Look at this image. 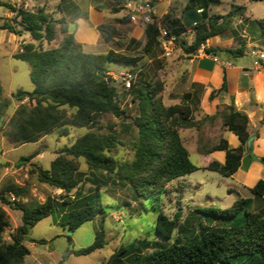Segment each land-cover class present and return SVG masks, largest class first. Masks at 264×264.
<instances>
[{
  "label": "trees",
  "instance_id": "trees-1",
  "mask_svg": "<svg viewBox=\"0 0 264 264\" xmlns=\"http://www.w3.org/2000/svg\"><path fill=\"white\" fill-rule=\"evenodd\" d=\"M216 1L199 0L204 6ZM0 3H4L15 12L14 20L23 29L28 30L34 40L22 43L21 49L12 55L29 65V77L33 88L29 91L18 88L12 95L20 101L26 97L28 101L19 103L7 121L9 129L6 136L10 143L35 142L66 123L90 128L104 113H110L115 117L122 115L123 110L117 100L115 84L106 83L103 76L108 71V62L129 64L135 61L134 58L114 50L107 53L84 52L80 44L74 40L72 33L67 31V21L63 17L54 18L43 8L29 10L21 6L15 8L2 1ZM58 8L62 10L61 3H58ZM234 12L235 9L226 14H213L196 23L189 43L181 36L184 28L178 20H170L166 32L174 37L175 44L185 53H194L206 39L229 28ZM255 22L260 32L264 34V15ZM2 27L17 34L21 31L12 29L6 23ZM56 27L64 32L61 42L54 47H41L43 40L50 42L54 38ZM99 29L107 32L110 37L116 35L112 25H100ZM144 33L143 50L149 52L160 43L159 33L153 23L145 26ZM243 47L242 41L236 48L223 51L242 55ZM204 51L214 53L217 49L205 47ZM133 86L132 83L128 89L133 91L132 100L137 104V114L132 118L136 135L132 143L134 157L131 161L119 163L108 154L119 142L115 131L106 133L87 131L70 145L57 150L49 168L38 170L39 181L63 192L60 198L48 196L43 202L25 203L18 197L27 194L26 187L8 183L0 190V202L21 212V223L10 235L11 242L4 243L1 232L8 225V221L0 205V264H22L24 257L29 253L23 241L30 228L55 210H60L64 215L63 225L68 231L66 237L70 245L56 264H63L64 257L69 254H88L104 246L106 241L103 228L95 231L93 241L87 246L81 248L72 246V232L82 222L91 220L98 214L102 217L105 214L94 193L98 192L103 183L86 177L90 183L87 193H82L78 189L80 182L84 180L80 177L79 157H82L93 170L117 175L123 182L129 184L136 196L148 199L156 213V233L164 238L171 237L181 212L176 210L172 217L163 212L165 185L200 168L191 162L178 128L170 122L174 115L185 119L190 109L176 104L165 106L157 95L156 86L152 83L144 82L140 86ZM61 106L74 108V111L66 116ZM216 116L220 117L223 126L238 136L240 145L230 148L224 139H220L209 150H225L224 162L211 161L204 168L228 176L238 167L245 148H250L246 146L249 137L248 117L233 104L227 105L210 118ZM66 133V127L59 131V134ZM259 160L264 162V155L259 157ZM73 189L74 195L70 198L67 194ZM250 190L254 196L262 198L264 179H259ZM8 194L13 199L8 198L6 196ZM189 217L195 221L191 224L195 230L190 237L191 242L174 241L152 248L144 254L140 252L144 264H264V214L251 210L249 198L236 195L232 204L227 207H197L189 212ZM188 220L184 218L182 224L187 225ZM147 247L148 244L144 246ZM126 253V247L119 245L107 257L106 264H130L125 260Z\"/></svg>",
  "mask_w": 264,
  "mask_h": 264
},
{
  "label": "rangeland",
  "instance_id": "rangeland-1",
  "mask_svg": "<svg viewBox=\"0 0 264 264\" xmlns=\"http://www.w3.org/2000/svg\"><path fill=\"white\" fill-rule=\"evenodd\" d=\"M8 3L10 0H0ZM40 1V0H39ZM42 8L50 13L54 18H59L57 3L59 0H41ZM61 1V0H60ZM76 1V0H73ZM71 0H62L61 8L65 10V15H73L79 8L74 7ZM87 2V0H84ZM224 1V0H223ZM239 4L246 5L250 11L251 18L262 16L264 1L258 0H237ZM24 2H19L18 6L24 8ZM35 0H28L27 8L37 9ZM9 9L4 3H0V21L4 18ZM69 15V16H70ZM240 11L231 17L230 26L224 30L222 35H234V39H249L257 43L256 35L264 37L263 33L255 32L251 23L245 26L246 20L238 22ZM13 16L12 19H14ZM164 22V23H163ZM162 25L166 27L167 21L163 20ZM14 22L9 19L7 25L11 27ZM246 28L245 38L241 37L242 29ZM64 32L56 27L54 38L50 42L43 40L41 47L48 48L57 46ZM239 35V36H238ZM20 36L30 39L29 31L23 29ZM181 36L189 43L192 40L187 35ZM238 36V37H236ZM160 41V40H159ZM258 44V43H257ZM9 44L0 45V106L2 118L0 119V190L8 183L26 187L27 194L18 197L23 202L39 201L43 202L48 196L60 198L63 192L45 182L39 181L37 173L40 168H49L50 161L56 156L57 150L63 146L70 145L78 136L87 131L106 133L115 131L118 135V143L108 152L119 163L129 162L134 157L133 141L136 129L132 124V118L137 114V104L132 100L133 91L124 88L122 79L118 76L114 82L117 89V100L123 113L120 117H115L110 113L102 114L93 127H76L68 123L59 126L51 132L41 136L38 141L26 142L22 144L10 143L6 136L9 129L7 121L19 103H27L24 97L21 101L12 95L18 88L30 90L32 82L29 77V65L20 59L8 56ZM173 48L170 56H165L161 45L154 46L153 53L157 56L152 63L145 65L146 57L142 51L138 50L129 56L135 59L134 63L108 62V71L116 75L121 72L126 73L125 77L131 79L133 87L140 86L144 82L152 83L157 88V95L165 105H182L190 109L189 115L182 119L179 115H174L170 121L178 128L181 140L188 147L189 158L192 163L200 165V155L191 148L192 142H197V147H211L220 140L223 124L219 116L210 118L194 104H188L182 97L183 89L180 86L179 68L175 64L176 60L182 57ZM249 48V47H248ZM247 48V50H249ZM264 49V47H262ZM243 61L248 62L250 57L247 53L240 56ZM107 71V72H108ZM69 116L74 108L61 106ZM62 127H66V134H59ZM42 154L36 156V152ZM33 155V156H31ZM80 177L84 180L80 182L78 189L82 193H87L90 183L86 177L99 181L102 184L100 189L95 191V196L104 210V216L98 214L91 220L82 222L72 232V246L81 248L90 244L95 235V231L103 228L105 244L102 248L88 254H69L64 257L63 264H106L107 257L119 246L123 245L127 249L125 260L130 264H144L142 254L151 251L152 248L170 244L174 241L179 243L191 242L190 237L194 234L193 225L195 221L189 217L188 213L201 206L225 207L228 203L226 178L220 176L223 181L217 179L218 173L212 170L198 168L190 173L182 175L169 181L165 185L166 192L163 195V212L172 217L176 210L181 212V217L170 238H164L155 231L156 213L152 210L148 199L136 196L132 188L123 182L115 174H107L93 170L86 164L82 157L78 158ZM70 198L74 195V189L67 194ZM13 199L10 194L6 195ZM210 198V199H209ZM8 225L1 232L4 243L11 242V234L21 223V212L1 203ZM199 214L198 212H195ZM191 219L186 224H182L183 218ZM64 215L60 210H55L51 214L38 220L29 230L26 239L23 241L28 247L29 253L24 257L22 264H56L63 256L65 249L70 246L67 240V229L63 225ZM189 222V223H188ZM193 229V230H192ZM189 238V239H188ZM148 244L147 248L144 246ZM243 264V263H239Z\"/></svg>",
  "mask_w": 264,
  "mask_h": 264
},
{
  "label": "crops",
  "instance_id": "crops-1",
  "mask_svg": "<svg viewBox=\"0 0 264 264\" xmlns=\"http://www.w3.org/2000/svg\"><path fill=\"white\" fill-rule=\"evenodd\" d=\"M35 1L38 4L37 9L42 8L43 1ZM61 1L59 0L58 3ZM124 1L87 0L85 2L84 0H76L73 3L75 8H79L77 13L65 15V10L58 8L57 16L63 17L67 21V31L69 24H73L71 33L84 52L107 53L109 50H114L123 55L131 56L135 51L141 50L143 56L146 57L145 65H148L157 58L153 53L154 47L151 51L144 52V28L128 21L127 18H123L119 14L118 8ZM19 2H24V8L28 9V0H10L8 3L17 8ZM152 2L153 15L156 21L162 24L163 20L167 22L173 19L178 20L184 28L182 35L188 34V38L192 37L193 26L196 23L213 14H226L233 9L236 13L240 11L241 16L238 22L247 19L245 26L251 23L258 34L260 30L255 20L264 15L263 8L262 16L251 18L246 5L239 4L237 0H217L207 6H204L199 0H153ZM238 6L240 8H237ZM13 16H15V12L7 9L4 18L0 21V45L9 44L8 56L10 57H13L12 55L21 49L22 43L34 42L31 36L30 39H25L20 34L2 27L11 19L14 22L12 29L21 30V33L23 28L12 19ZM104 24L112 25L116 30V35L110 37L107 32L100 30L99 26ZM240 35L244 38L247 36L246 28L242 29ZM256 38L258 44L249 39L246 41L245 39L236 40L234 35L216 34L206 39L205 43L194 53H185L177 46L175 49L178 55L182 54V57L177 59L175 64L180 69V77L177 80L183 89L181 94L183 99L190 105H196L204 116L211 117L229 104H233L237 110L247 115V130L249 136H253L250 148H245L240 157L239 165L233 173L224 176L217 171L215 172L219 174L218 180L223 181L220 176L226 178L224 182L229 196L228 203L233 201L236 195L249 198L251 210L264 214V194L262 198H259L254 196L250 190L259 179H264V162L259 160V157L264 155V67H254L250 56L251 50L263 49L264 37L256 35ZM242 41L244 42L243 54L247 53L250 57L248 62L243 61L239 54L223 51V49L236 48ZM205 47L217 49L216 52H211L217 57V60L202 53ZM224 62H228V64L226 65ZM220 139H224L230 148L240 145L238 136L225 126L221 130ZM183 144L188 151V146ZM191 148L200 155L201 162L198 166L200 168L206 169L204 167L211 161L223 163L225 160V150H209L210 147H197L196 139L192 142ZM34 152H36V156L42 154L37 150Z\"/></svg>",
  "mask_w": 264,
  "mask_h": 264
},
{
  "label": "built area",
  "instance_id": "built-area-1",
  "mask_svg": "<svg viewBox=\"0 0 264 264\" xmlns=\"http://www.w3.org/2000/svg\"><path fill=\"white\" fill-rule=\"evenodd\" d=\"M198 10L200 11L201 9ZM118 12L121 17L127 18L128 21L136 23L142 28H145V26L149 23L155 24L159 33V40L163 49V53L165 56H170L173 48L175 47L174 37L172 35H168L166 32V27L156 21L154 18L151 0H125L119 6ZM202 53L212 57L214 60H217V57L211 52L202 51ZM250 56L252 57V64L254 67H264V49H253L250 51ZM224 64L227 65L228 62H224ZM125 75L126 73L124 72H121L119 75H116L112 72H106L103 76V80L106 83H114L119 76L122 79L123 87L128 89L131 86L132 81L130 78L125 77Z\"/></svg>",
  "mask_w": 264,
  "mask_h": 264
},
{
  "label": "water",
  "instance_id": "water-1",
  "mask_svg": "<svg viewBox=\"0 0 264 264\" xmlns=\"http://www.w3.org/2000/svg\"><path fill=\"white\" fill-rule=\"evenodd\" d=\"M71 26H73L72 23L69 24V27H68V31H69V32L72 31V29L70 28ZM1 118H2V116H0V119H1ZM252 138H253V136H249V137H248V139H247V141H246V146H247V147H250V145H251V141H252Z\"/></svg>",
  "mask_w": 264,
  "mask_h": 264
},
{
  "label": "bare ground",
  "instance_id": "bare-ground-1",
  "mask_svg": "<svg viewBox=\"0 0 264 264\" xmlns=\"http://www.w3.org/2000/svg\"><path fill=\"white\" fill-rule=\"evenodd\" d=\"M71 28V27H70ZM72 29V28H71Z\"/></svg>",
  "mask_w": 264,
  "mask_h": 264
}]
</instances>
